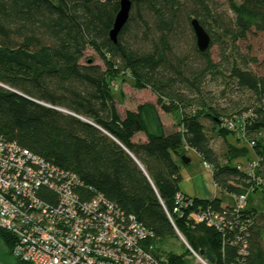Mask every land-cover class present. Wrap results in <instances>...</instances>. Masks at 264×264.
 I'll return each instance as SVG.
<instances>
[{
  "label": "trees",
  "instance_id": "obj_1",
  "mask_svg": "<svg viewBox=\"0 0 264 264\" xmlns=\"http://www.w3.org/2000/svg\"><path fill=\"white\" fill-rule=\"evenodd\" d=\"M120 1L0 0V83L9 88L0 86V135L74 174L83 200L101 194L134 215L153 234L168 264H190L185 254L163 249L179 234L211 264H264V210L244 209L240 220H249L247 233L236 221L233 230H219L189 219L199 208L229 209L220 198L192 197L191 208L176 211L177 194L188 196L180 190L187 148L211 165L221 191L248 199L251 192L264 196V78L232 61L225 42L233 41L235 54L237 40L253 30L264 32V0H226L224 10L212 0H190L192 7L187 0H131L129 19L115 43L110 31ZM193 19L210 36L205 52L197 46ZM216 44L217 62L211 54ZM88 47L103 66L91 58L81 62ZM225 72L256 102L231 99V107H222L205 90L204 78ZM126 74L135 88L151 89L155 105L119 113L112 83ZM158 108L177 117L176 130H164ZM204 118L219 136L244 138L251 148L229 145L222 158ZM229 119L244 124V136L221 127ZM139 133L145 141H135ZM252 151L255 158L247 162H257L253 175L238 167ZM49 194L46 190L44 198ZM14 244V236L0 228V264H27L14 256Z\"/></svg>",
  "mask_w": 264,
  "mask_h": 264
},
{
  "label": "built area",
  "instance_id": "obj_2",
  "mask_svg": "<svg viewBox=\"0 0 264 264\" xmlns=\"http://www.w3.org/2000/svg\"><path fill=\"white\" fill-rule=\"evenodd\" d=\"M221 127L245 134L244 124L238 125L230 119ZM204 165L211 168L207 162ZM256 165L252 161L238 167L253 175ZM78 181L74 174L0 135V228L14 236L13 254L19 261L27 264L169 263L166 254L154 245L153 234L134 215H127L101 194L83 200L76 192ZM46 190L50 192L48 199L44 198ZM233 197L235 203L222 213L199 208L188 217L219 230H233L236 221L247 233L249 220H240L248 206L247 194ZM192 206V197L177 194L176 211L183 212ZM181 238L194 260L190 264H211L182 235ZM243 239L244 235L238 238L241 254L247 249Z\"/></svg>",
  "mask_w": 264,
  "mask_h": 264
},
{
  "label": "rangeland",
  "instance_id": "obj_3",
  "mask_svg": "<svg viewBox=\"0 0 264 264\" xmlns=\"http://www.w3.org/2000/svg\"><path fill=\"white\" fill-rule=\"evenodd\" d=\"M186 1V0H185ZM190 0H187L188 7H192ZM216 2L214 4L215 7L220 8L221 10L226 9V0H212ZM212 31L217 33V28L212 23L210 25ZM130 35V34H128ZM126 35V38H128ZM219 41L222 39L221 36H218ZM226 46L228 47L227 54L230 56L232 61H236L237 64L243 63V67H247L251 71H253L259 77L264 78V32H258L253 30V32L249 33L245 39H239L236 41V52L235 54L232 52L233 41L231 39H226ZM211 54L214 61H219V46L216 44L211 49ZM84 58L81 60L82 63L85 62L86 59L91 58L94 59L96 64L104 65V62L98 55V53L88 47L85 51ZM230 73L225 72L222 74H208L204 78V87L205 90L215 97V100L222 107H231L229 101L232 99L235 102L241 101L243 104L254 103L256 102V97L246 90L239 89L235 82L230 78ZM1 84V83H0ZM113 91L116 98V106L119 113L123 116L127 110H133L138 108L139 105L143 104H152L155 105L157 96L151 91L150 88L146 89H137L134 87L133 79L130 74L123 75L119 77L116 81L112 83ZM158 113L160 119L163 123L164 130L166 132H171L176 130V124L178 122L177 117L173 114H166L162 112L158 108ZM203 124L205 126V131L211 140V145L214 148L215 152L224 158V154L228 151L229 145H234L237 147L247 146L251 148L246 139H238L234 136H229L228 138H223L219 136L214 131L213 122L210 119L204 118ZM144 139L145 136L143 134L138 135L135 138V141ZM189 156V155H188ZM190 162L189 163H181L182 169V186L187 190H199L201 196H210L213 195V184L210 179H206L204 177V165L198 158L197 154L194 151L190 153ZM254 151H252L250 159H242L241 165L246 166L250 161L254 159ZM192 159V161H191ZM223 196L224 203H232V198L226 192H221ZM248 204L251 207H256L259 210H264V196L261 191L251 192L248 200ZM178 233V232H177ZM183 241L181 235L179 238H174L168 240L164 245L163 249L168 252H174L176 254H185L183 258L189 259V262L192 263L194 260L191 257L189 250L183 245ZM162 247V246H161Z\"/></svg>",
  "mask_w": 264,
  "mask_h": 264
},
{
  "label": "water",
  "instance_id": "obj_4",
  "mask_svg": "<svg viewBox=\"0 0 264 264\" xmlns=\"http://www.w3.org/2000/svg\"><path fill=\"white\" fill-rule=\"evenodd\" d=\"M131 5H132L131 0H121L120 1V9H119L118 13L116 14L113 27L110 31V37L115 43L118 40L119 33L121 32L124 25L127 23L128 19H129L130 12H131ZM192 26H193V29L195 32V36L197 39V46H198L199 50L201 52L207 51V49L211 45V39H210L209 34L207 33V31L203 28V26L199 23V21L197 19L192 20ZM0 86L9 89L8 87H6L2 84H0ZM31 100H33V99H31ZM59 110H61L62 112H65L67 114L73 115V113L68 111V110H65V109H59ZM181 159L186 164L190 162V158L185 156V155H183ZM208 259H209V261H212V259L210 257H208Z\"/></svg>",
  "mask_w": 264,
  "mask_h": 264
},
{
  "label": "crops",
  "instance_id": "obj_5",
  "mask_svg": "<svg viewBox=\"0 0 264 264\" xmlns=\"http://www.w3.org/2000/svg\"><path fill=\"white\" fill-rule=\"evenodd\" d=\"M137 109V108H136ZM136 109H133V110H136ZM140 134H142V133H139V134H137V136L138 135H140ZM144 135V134H143ZM136 136V137H137ZM145 136V135H144ZM135 137V138H136ZM142 141H145L146 140V137L143 139H141ZM191 151H194L193 149H188L187 148V154L185 155V156H187V157H189L190 156V153H191ZM195 152V151H194ZM196 154H197V156H198V158L200 159V161L203 163V165H204V162L205 161H203L202 160V158H201V156L197 153V152H195ZM189 155V156H188ZM191 161H192V159H191ZM204 177L206 178V179H210L211 180V182H212V184H213V187H214V189H212L213 190V195H210V196H205V197H203V196H201V194H200V191L199 190H187V189H185V188H183V186H182V183H180V190L184 193V194H186V195H188V196H190V197H193V198H200V199H207V200H213L214 198H220V199H222V201H223V196L221 195V190L216 186V184H215V181H214V178H213V168L211 167V168H208V167H206L205 165H204ZM181 174H182V169H181ZM230 195V197L232 198V203H224V201H223V206L225 207V206H232L234 203H235V199H234V197H233V195L232 194H229ZM249 200V199H248ZM250 205L248 204V207H249Z\"/></svg>",
  "mask_w": 264,
  "mask_h": 264
},
{
  "label": "bare ground",
  "instance_id": "obj_6",
  "mask_svg": "<svg viewBox=\"0 0 264 264\" xmlns=\"http://www.w3.org/2000/svg\"><path fill=\"white\" fill-rule=\"evenodd\" d=\"M182 158V157H181ZM182 160V159H181Z\"/></svg>",
  "mask_w": 264,
  "mask_h": 264
}]
</instances>
